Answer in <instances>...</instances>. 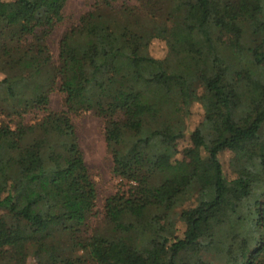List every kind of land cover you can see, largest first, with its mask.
I'll return each instance as SVG.
<instances>
[{"label": "trees", "instance_id": "trees-1", "mask_svg": "<svg viewBox=\"0 0 264 264\" xmlns=\"http://www.w3.org/2000/svg\"><path fill=\"white\" fill-rule=\"evenodd\" d=\"M67 1L0 0V264H264V0H96L63 32L55 61L48 38ZM154 39L164 58L150 53ZM56 87L61 111L48 107ZM194 102L218 118L205 105L177 158ZM29 108L45 114L27 122ZM87 111L107 119L126 186L104 204L105 229L90 227L97 188L73 123ZM205 163L216 172L207 184ZM96 245L125 260L94 255Z\"/></svg>", "mask_w": 264, "mask_h": 264}, {"label": "rangeland", "instance_id": "rangeland-1", "mask_svg": "<svg viewBox=\"0 0 264 264\" xmlns=\"http://www.w3.org/2000/svg\"><path fill=\"white\" fill-rule=\"evenodd\" d=\"M96 0H68L64 8V18L62 23L56 27L48 38V45L53 59L56 61L58 58V47L59 40L63 32L69 27L78 24L80 17L87 12L93 5ZM231 4L232 0H228ZM134 0H130L129 3L132 4ZM128 3V5H130ZM231 7H228V10H231ZM252 35L247 31L244 36V45L246 47L251 46L254 40L251 38ZM189 47H193V42L190 37L186 40ZM166 44L160 39H154L149 45V51L152 55L164 58L166 56ZM245 59H236V62L239 64L244 63L243 61L247 59L248 62V53H245ZM230 57V56H229ZM250 59V58H249ZM212 73L207 71L205 73V81L211 79ZM4 77V74L0 71V79ZM201 91V89L199 90ZM210 109L213 117L218 118L216 111L213 108L212 103H201L194 102L190 108V115L187 121V129L185 135L177 141V149L179 153L177 158L183 157V150L192 144L191 134L192 131L197 128L205 120V107ZM48 107L54 111H61L66 109V96L58 87H56L50 94V101ZM45 112L41 109L29 108L24 113V118L28 122H35L43 117ZM73 123L76 127L77 139L80 144V147L83 151L85 162L89 168L91 177L96 184L97 188V203H96V214L90 221L91 229L101 226V229H105V226H108L105 223L103 215L104 204L110 196L121 191V189L126 188V186L121 182V178L117 176L114 172V163L111 147L108 146L106 140V126L107 119L103 116L97 115L94 111H87L80 115H73ZM163 164H169L173 161L172 158H169L166 154H161L160 156ZM220 161L223 165V170L226 176L229 179H233L236 176L234 166H233V154L230 151H224L219 155ZM216 178L215 168L209 163H205L202 169V183L207 184L211 181H214ZM128 188V187H127ZM2 196L5 193H2ZM243 198V203L241 209L243 211L247 210L249 207L250 201L244 197L243 194H239ZM163 204L166 208H172L174 203V198L172 196L166 195L162 198ZM194 200L185 202L184 207L189 206ZM173 209V208H172ZM182 208H175V211L178 212ZM2 210H0L1 214ZM175 213V212H174ZM219 217L224 218L225 214L221 210L219 212ZM179 228L178 233L181 235L184 231V225L182 222L177 224ZM109 229V228H107ZM92 252L96 256H108L111 259L124 261V252L119 249L108 248L104 245H96L93 247ZM147 254L141 253L140 261L144 259ZM28 264H35L34 260L28 262Z\"/></svg>", "mask_w": 264, "mask_h": 264}]
</instances>
